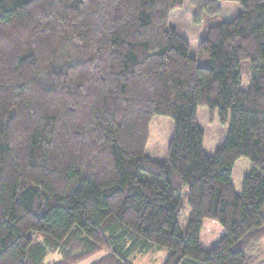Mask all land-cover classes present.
Instances as JSON below:
<instances>
[{"label":"trees","instance_id":"trees-1","mask_svg":"<svg viewBox=\"0 0 264 264\" xmlns=\"http://www.w3.org/2000/svg\"><path fill=\"white\" fill-rule=\"evenodd\" d=\"M184 1L0 0V264H262L264 0H230L205 63L170 25ZM220 1L189 0L195 20ZM200 106L230 123L213 155ZM156 115L174 121L165 161L146 154Z\"/></svg>","mask_w":264,"mask_h":264},{"label":"rangeland","instance_id":"rangeland-1","mask_svg":"<svg viewBox=\"0 0 264 264\" xmlns=\"http://www.w3.org/2000/svg\"><path fill=\"white\" fill-rule=\"evenodd\" d=\"M221 11L214 15L204 14L201 21H196V10L189 0H185L183 6L171 12L170 25L175 27L190 43V52L200 62L205 63L208 59V54L200 52L198 44L201 35L204 33L205 27L211 23H218L222 21H230L234 19L241 11L242 6L237 1L221 0ZM249 60L241 63L242 66V84L243 89L248 88L250 77L248 72ZM199 124L204 130V151L208 155H213L215 151L221 147L227 137L230 123H223L220 121L218 112L215 110L211 112L208 107L200 106L198 109ZM174 131V121L170 116L156 115L149 123V139L146 147V154L152 158L160 161L168 159V146ZM252 163L249 158L241 157L234 165L232 181L237 191H241L243 180L251 172ZM183 202L185 208L181 213L180 226L186 230L189 219L190 209L188 204L187 190H183ZM261 243V242H260ZM264 246V239L262 244ZM103 253H98L77 264H89L94 260L100 258ZM58 255L49 256L48 262L57 259ZM165 259L163 251H146L136 252L130 261L132 264H161ZM260 259L264 260V252Z\"/></svg>","mask_w":264,"mask_h":264},{"label":"crops","instance_id":"crops-1","mask_svg":"<svg viewBox=\"0 0 264 264\" xmlns=\"http://www.w3.org/2000/svg\"><path fill=\"white\" fill-rule=\"evenodd\" d=\"M236 191H237V190H236ZM237 192H238V191H237ZM263 239H264V238H263ZM263 239H262V240H263ZM262 248H263V252H264V246H263V245H262ZM263 252H262V253H263ZM261 262H262V264H264V260L261 259Z\"/></svg>","mask_w":264,"mask_h":264}]
</instances>
